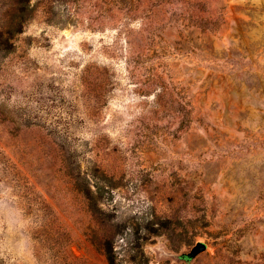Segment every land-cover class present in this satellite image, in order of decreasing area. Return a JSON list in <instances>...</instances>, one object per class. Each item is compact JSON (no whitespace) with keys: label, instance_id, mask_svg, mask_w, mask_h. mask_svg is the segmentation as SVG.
I'll list each match as a JSON object with an SVG mask.
<instances>
[{"label":"rangeland","instance_id":"374dc122","mask_svg":"<svg viewBox=\"0 0 264 264\" xmlns=\"http://www.w3.org/2000/svg\"><path fill=\"white\" fill-rule=\"evenodd\" d=\"M91 239L264 264V0H0V264Z\"/></svg>","mask_w":264,"mask_h":264},{"label":"trees","instance_id":"16d2710c","mask_svg":"<svg viewBox=\"0 0 264 264\" xmlns=\"http://www.w3.org/2000/svg\"><path fill=\"white\" fill-rule=\"evenodd\" d=\"M90 241L94 246L100 248L104 252V255L106 256V259L109 264H117L113 252V248L111 247V243L109 241H104L99 244H97V242L93 241L92 239ZM72 243L73 242H69L68 244H62V247L57 251L58 253L56 255L57 263L56 262L55 263L56 264H89L86 259H77L71 255L69 251V246ZM130 259L132 264H149L147 258H145L143 253H140L139 255H132Z\"/></svg>","mask_w":264,"mask_h":264},{"label":"water","instance_id":"95a60500","mask_svg":"<svg viewBox=\"0 0 264 264\" xmlns=\"http://www.w3.org/2000/svg\"><path fill=\"white\" fill-rule=\"evenodd\" d=\"M206 245L202 242H198L193 249L185 254H181V258L185 260L194 259L196 258L200 253L204 252L206 250Z\"/></svg>","mask_w":264,"mask_h":264}]
</instances>
